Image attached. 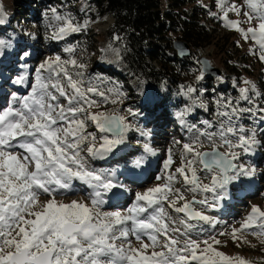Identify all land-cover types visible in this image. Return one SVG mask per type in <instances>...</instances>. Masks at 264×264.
<instances>
[{
    "label": "snow or ice",
    "instance_id": "1",
    "mask_svg": "<svg viewBox=\"0 0 264 264\" xmlns=\"http://www.w3.org/2000/svg\"><path fill=\"white\" fill-rule=\"evenodd\" d=\"M245 5L249 11L241 12L235 5L225 10L223 0H219L226 20L228 11H235L246 22H257L246 30L239 21H227L226 26L240 32L246 40L250 36L259 46V58L264 61V0H245ZM3 22L0 19V24ZM69 30L76 32L80 27L66 21L53 38L59 39ZM26 56L27 52L21 59ZM66 63L83 67L75 60L62 63L59 56L46 59L36 69L29 94L20 97L12 93V100L0 109V264H247L242 258H231L213 248L212 244L220 243L215 237L193 240L191 232L196 225L190 221L214 222L194 209L193 204L208 209L218 207L219 201L227 198L230 183L241 175L253 174L254 170L233 162L237 159L236 152H218L213 141L218 135L221 146L251 151L258 144L254 134L240 135L236 144L227 134L236 131L233 117L239 118L244 113L255 115L253 109L232 107L231 113H219L228 120L220 122L218 133H201L212 142L211 152L199 151L202 141L196 137L183 145L181 166L157 177L164 180L163 184L137 192L133 204L123 212L101 211L103 197L109 193L116 196L113 190L123 186L114 182L113 175L92 168L81 155L82 146L89 141L88 155L104 159L125 144L129 128L123 117L116 114L89 111L98 107V102L88 96L97 93V89L84 88L83 81L74 79L64 67ZM44 71L49 72L47 77L43 76ZM25 80L21 75L13 83L24 84ZM192 91L188 88V92ZM240 92L241 98L251 103L249 89L242 88ZM258 111L264 112V108ZM88 122L100 133H111L110 137H100L99 147L96 136L85 132ZM145 150L152 151L147 145ZM143 162V158L136 160L134 167H141ZM171 163L169 155L164 169ZM198 171L211 173L210 183H202ZM74 181L91 189L86 196L88 203L76 199L64 203L57 199L75 193ZM176 182H182L191 192L212 193V202L207 197L186 200L181 190L173 187ZM165 202L183 217H173L165 209ZM178 202L183 203L178 206ZM254 226L259 231L251 234L264 243V210L255 205L240 228L232 229L233 239H238V232ZM130 236L135 237L139 247L133 246ZM142 236L150 243L144 242Z\"/></svg>",
    "mask_w": 264,
    "mask_h": 264
},
{
    "label": "rangeland",
    "instance_id": "2",
    "mask_svg": "<svg viewBox=\"0 0 264 264\" xmlns=\"http://www.w3.org/2000/svg\"><path fill=\"white\" fill-rule=\"evenodd\" d=\"M20 1L0 0V19L4 21L0 24V109L6 107L12 100V93L15 92L20 97L29 94L31 85L35 83L36 69L46 59L59 56L62 63L75 60L77 65L83 66L64 64L74 79L83 81L84 88L91 86L97 89V93H103V95L88 93L90 99L98 102V107L89 111L116 114L123 117L129 128L125 133V144L104 159H93L88 155L86 148L89 141L82 146L84 150L81 155L92 168L113 175L114 182L123 186L113 190L117 192L116 196L109 193L103 197L105 203L101 206V211L123 212L133 204L137 192L163 184L164 180H158L157 177L166 175L167 172H175V169L181 166V153L185 143H191L199 137L202 141L199 151L212 149V142L201 133H218L220 122L228 120L227 116H221L219 113H231L232 107L253 109L255 115L244 113L239 118L233 117L236 131L234 134H227V138L233 144L239 142L240 135L254 134L258 144L254 145L251 151L245 153L242 148L230 150L227 146H221L222 142L218 135L213 137L216 148L222 153L236 152L237 159L233 162L245 169L254 170L253 174L241 175L239 179L230 183L227 186V198L219 201L218 207L208 209L198 203L193 204L194 209L202 211L214 222L190 221L196 225L191 232V238L203 241L215 237L220 241L219 244H212L217 251L231 258H242L247 264H264V243L251 234L253 231H259L258 228L254 226L243 233L238 232L236 234L238 239L234 240L232 237V229L240 228L252 206L264 210V119H262L264 112L258 111L264 108V61L259 58V46L250 36L246 40L240 32L226 26L227 21H239L240 27L246 30L248 27H255L257 22L253 20L248 23L235 11H228L227 20L224 17V11L230 5H235L241 12L249 11L245 0H223L225 10L219 6V0H198V3H205V9L210 16L216 18L218 23L216 25L221 29L217 26L214 29L215 23L205 18L201 19L200 24L212 34L213 39L210 45L198 48L202 47L201 56L207 57L210 63L225 75L212 77L213 86L202 84L203 73L199 66L201 56L197 55L198 48L193 47L194 52L190 55L196 57L197 65H191L190 69L184 71L182 91H173L171 100L166 105L168 108L161 111L157 110L161 106L158 105L160 102L158 91L138 83L126 70L116 50L108 46L105 33L112 23L109 14L84 19L81 14H73L80 30L76 32L69 30L57 39L53 38L54 33L63 27L66 21L76 27L69 17L59 10L62 6L59 4L45 7L43 4L35 3L34 9H31L21 6ZM163 1L165 4L168 3V0ZM84 9L88 13L87 4L81 7V10ZM189 9L190 6L188 11ZM35 15H38L39 20H36ZM57 16L61 19H57ZM42 17L46 20L40 23ZM6 26H11L18 32L25 42L24 46L17 48L16 37L12 32H5ZM169 37L173 42L177 39V34H170ZM25 52L28 56L21 59ZM21 75L25 76V83L14 84L13 81ZM48 75L49 72H43V76ZM227 83L232 86L231 90L225 92L216 88L219 84ZM188 88L194 91L188 92ZM242 88L249 89L251 103L241 98ZM154 108H157L156 112ZM85 132L96 136V147L102 142L101 136H111L100 133L91 122H88ZM145 145L152 151H146ZM169 155L172 157V163L165 170L164 162ZM141 158L144 161L141 167H134L135 161ZM197 167L199 169L200 166ZM143 175L145 179L138 182ZM197 175L202 183H210L211 173L198 171ZM130 176L139 177L140 180H132ZM177 180H181L178 175ZM74 186V194L58 196L57 199L64 203H69L73 199L88 203L86 196L91 189L79 181H74ZM173 187L180 189L188 201L193 199L198 201L207 197L209 202H212V193L188 191L182 182L174 183ZM180 203L183 202H178V206ZM164 207L173 217H183V214H177L169 209L167 202L164 203ZM129 239L134 247H139L135 237L130 236ZM142 239L150 243L146 236H142ZM209 243L212 241L209 240ZM203 247L204 245H201V248ZM151 251L149 248L148 252Z\"/></svg>",
    "mask_w": 264,
    "mask_h": 264
},
{
    "label": "trees",
    "instance_id": "3",
    "mask_svg": "<svg viewBox=\"0 0 264 264\" xmlns=\"http://www.w3.org/2000/svg\"><path fill=\"white\" fill-rule=\"evenodd\" d=\"M21 1L19 3L21 6L31 9H34L35 3L43 4L45 7L60 4L62 8H57H60L59 10H62L76 26L78 25L73 14H81L83 19L109 14L113 22L105 33L107 44L116 50L126 70L137 79L138 83L158 91L160 97L158 105L161 106L158 109L154 108L155 112V109L161 111L168 108L166 105L171 100V93L183 89L184 71L190 69L191 65H197L194 55L183 58L176 55L169 35L177 34V38L185 40L194 48L211 44L213 39L212 34L200 24V20L214 17H210L204 7L205 3L199 5L197 0H168V4L163 3V0ZM85 4L89 7L88 13L86 9L81 10ZM188 6L192 7L191 11H188ZM35 16L36 20H39L38 15ZM45 20L42 17L40 23ZM5 32L13 33L18 44L17 48L25 45L22 37L13 27L6 26ZM201 75L202 84L214 85L211 83V77ZM216 88L226 92L231 90L232 86L227 83ZM149 103L151 104V101ZM149 103H147L148 107Z\"/></svg>",
    "mask_w": 264,
    "mask_h": 264
},
{
    "label": "water",
    "instance_id": "4",
    "mask_svg": "<svg viewBox=\"0 0 264 264\" xmlns=\"http://www.w3.org/2000/svg\"><path fill=\"white\" fill-rule=\"evenodd\" d=\"M113 22V18H112ZM173 49L178 57H188L190 56L191 52H194V48L191 47L185 40L183 39H174L172 42ZM199 66L201 68L202 73L207 77H216L220 75V69L213 66L207 57L201 56L199 58ZM111 135V133H107ZM218 152H221L218 148H216ZM210 150H203L202 152H211ZM222 153V152H221Z\"/></svg>",
    "mask_w": 264,
    "mask_h": 264
},
{
    "label": "built area",
    "instance_id": "5",
    "mask_svg": "<svg viewBox=\"0 0 264 264\" xmlns=\"http://www.w3.org/2000/svg\"><path fill=\"white\" fill-rule=\"evenodd\" d=\"M197 3H198V0L196 1ZM166 4H168V3H166ZM199 5H203V3H198ZM205 7V6H204ZM0 8H1V5H0ZM192 10V7H190V9H189V11H191ZM208 11V10H207ZM210 17H213V16H210ZM204 19V18H203ZM208 20H210L209 22H213V23H215V26H213V28L214 29H216L217 27L220 29V27L218 26V25H216V24H218V23H216L217 21H216V18L214 17V18H212V19H210V18H208ZM217 26V27H216ZM209 30V29H208ZM221 30V29H220ZM206 46H207V44H205ZM205 45H200V46H205ZM208 45H210V44H208ZM200 46H198V47H200ZM197 47V48H198ZM202 48V47H201ZM201 48H198V50H196L197 51V55L198 56H201ZM221 75L223 76V75H225L224 73H221Z\"/></svg>",
    "mask_w": 264,
    "mask_h": 264
},
{
    "label": "bare ground",
    "instance_id": "6",
    "mask_svg": "<svg viewBox=\"0 0 264 264\" xmlns=\"http://www.w3.org/2000/svg\"><path fill=\"white\" fill-rule=\"evenodd\" d=\"M130 178H133L132 180H140L139 177H135V178H134V177H131V176H130ZM144 179H145V176L143 175V176L141 177V180L138 181V182H141V181H143Z\"/></svg>",
    "mask_w": 264,
    "mask_h": 264
}]
</instances>
